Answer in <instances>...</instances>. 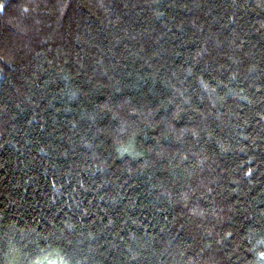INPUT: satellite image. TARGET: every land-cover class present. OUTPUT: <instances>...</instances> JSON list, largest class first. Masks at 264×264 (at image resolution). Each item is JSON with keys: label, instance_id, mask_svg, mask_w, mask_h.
Here are the masks:
<instances>
[{"label": "trees", "instance_id": "obj_1", "mask_svg": "<svg viewBox=\"0 0 264 264\" xmlns=\"http://www.w3.org/2000/svg\"><path fill=\"white\" fill-rule=\"evenodd\" d=\"M0 242L264 264V0H0Z\"/></svg>", "mask_w": 264, "mask_h": 264}, {"label": "snow or ice", "instance_id": "obj_2", "mask_svg": "<svg viewBox=\"0 0 264 264\" xmlns=\"http://www.w3.org/2000/svg\"><path fill=\"white\" fill-rule=\"evenodd\" d=\"M206 87V86H205ZM123 155V152L121 153ZM28 252L27 260L34 261V264H63V260L57 261L52 259L53 253L47 249L37 248L35 251L26 250ZM3 252V245L0 242V254ZM0 264H3V260L0 259Z\"/></svg>", "mask_w": 264, "mask_h": 264}]
</instances>
